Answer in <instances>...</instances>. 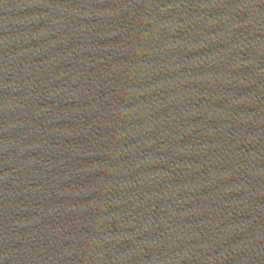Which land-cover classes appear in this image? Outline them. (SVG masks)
Masks as SVG:
<instances>
[{"label": "water", "instance_id": "95a60500", "mask_svg": "<svg viewBox=\"0 0 264 264\" xmlns=\"http://www.w3.org/2000/svg\"><path fill=\"white\" fill-rule=\"evenodd\" d=\"M0 264H264V0H0Z\"/></svg>", "mask_w": 264, "mask_h": 264}]
</instances>
